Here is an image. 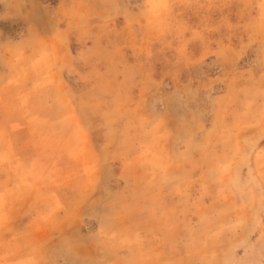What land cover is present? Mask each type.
I'll return each mask as SVG.
<instances>
[{"label": "rangeland", "instance_id": "1", "mask_svg": "<svg viewBox=\"0 0 264 264\" xmlns=\"http://www.w3.org/2000/svg\"><path fill=\"white\" fill-rule=\"evenodd\" d=\"M0 264H264V0H0Z\"/></svg>", "mask_w": 264, "mask_h": 264}]
</instances>
